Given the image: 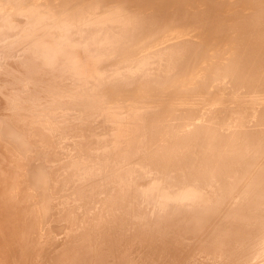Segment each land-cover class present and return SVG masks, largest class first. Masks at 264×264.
Returning <instances> with one entry per match:
<instances>
[{"label":"bare ground","instance_id":"6f19581e","mask_svg":"<svg viewBox=\"0 0 264 264\" xmlns=\"http://www.w3.org/2000/svg\"><path fill=\"white\" fill-rule=\"evenodd\" d=\"M0 264H264V0H0Z\"/></svg>","mask_w":264,"mask_h":264}]
</instances>
